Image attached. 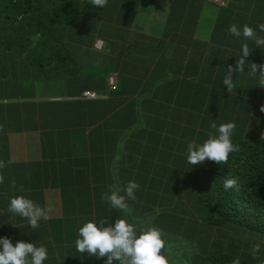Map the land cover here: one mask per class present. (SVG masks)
<instances>
[{
	"label": "crops",
	"instance_id": "crops-1",
	"mask_svg": "<svg viewBox=\"0 0 264 264\" xmlns=\"http://www.w3.org/2000/svg\"><path fill=\"white\" fill-rule=\"evenodd\" d=\"M223 2L220 7L208 0H129V23L119 19L99 26L100 36L91 41L93 52L118 59L104 89L86 91L96 92V99L83 98L85 91L66 95L56 85L51 90L38 85L31 97L0 99V161L5 165L0 168L1 236L46 246L45 264H104L77 252L78 228L100 219H125L137 233L154 227L163 198L150 195L153 182L169 183L170 158L178 160L189 141L199 143L215 134L213 121L235 123L231 139H264V74L259 67L264 65V48L249 42L243 72L235 71L241 41L228 32L232 24H247L264 36L257 27L264 24V0ZM123 10L119 4L115 11L120 15ZM97 42L102 44L99 49ZM252 64L257 65L256 76L250 72ZM229 68L230 91L223 84ZM112 75L124 104L108 109L112 100L107 80ZM131 103L127 111L133 113V122L123 125L116 114ZM32 114L36 121L26 122ZM159 118L165 127L155 144L150 136L157 124L163 125ZM167 130L172 132L168 135ZM134 150L139 153L133 155ZM130 180L140 187L128 209L115 210L101 200L102 193ZM16 195L47 208L48 219L32 229L25 219L10 216L9 199ZM162 238L169 264H182L184 250L174 245L175 238L164 233Z\"/></svg>",
	"mask_w": 264,
	"mask_h": 264
},
{
	"label": "trees",
	"instance_id": "trees-1",
	"mask_svg": "<svg viewBox=\"0 0 264 264\" xmlns=\"http://www.w3.org/2000/svg\"><path fill=\"white\" fill-rule=\"evenodd\" d=\"M119 4L124 9L120 15L115 11ZM131 10L129 0H108L103 9L93 7L91 0H0V99L34 96L38 85L43 90L56 85L69 96L104 89L118 59L93 52L91 41L112 20L128 24ZM108 92V109L124 104L118 86ZM130 105L116 114L123 125L133 122ZM156 112L161 115L157 107ZM36 118L32 114L25 121ZM161 123H155L150 136L155 144L161 141ZM232 141L238 151L226 163L191 166L184 151L178 160L170 158L173 173L164 190L161 182H153L150 195L163 198L154 228L175 238L174 245L184 250L182 264H264V139L247 135ZM226 179L237 183L225 190Z\"/></svg>",
	"mask_w": 264,
	"mask_h": 264
},
{
	"label": "clouds",
	"instance_id": "clouds-1",
	"mask_svg": "<svg viewBox=\"0 0 264 264\" xmlns=\"http://www.w3.org/2000/svg\"><path fill=\"white\" fill-rule=\"evenodd\" d=\"M108 0H91V5L95 8L103 9L107 6ZM259 32L264 33V24L257 26ZM229 34L241 41V58L237 61L235 71L243 72L245 58L249 56V42L255 48H264V36L258 35L247 24H232L228 29ZM261 74H264V65L259 66ZM223 80L224 86L230 91L233 87L231 72ZM251 74L256 76L257 65H251ZM264 112V107L261 108ZM215 130V134H209L202 143L195 140L189 141L186 145V163L191 166L203 164L205 161L215 162L217 165L226 163L231 153L238 151V146L232 141L235 130V123H223L217 125L213 121L210 125ZM4 162L0 161V168ZM3 177L0 176V184ZM237 181L226 179L225 190L233 188ZM16 188L15 181L11 185ZM140 185L135 180H130L125 186L118 187L110 193H102L101 200L107 202L112 209L126 210L129 208L128 201L136 199V192ZM23 192V186L19 187ZM7 212L10 216H18L25 219L30 228L36 229L42 220L48 219V209L37 204L25 195L10 197ZM163 233L157 228H148L137 233L133 224L125 219H116L110 222L107 219L98 221H88L83 223L77 230L75 241L76 250L87 257L103 259L104 264H169V257L162 253L165 249ZM259 250L258 246L253 248V253ZM48 259V249L44 245L37 246L31 241L16 239L12 236H0V264H45ZM85 259H82L83 262ZM239 264V261H234Z\"/></svg>",
	"mask_w": 264,
	"mask_h": 264
},
{
	"label": "built area",
	"instance_id": "built-area-1",
	"mask_svg": "<svg viewBox=\"0 0 264 264\" xmlns=\"http://www.w3.org/2000/svg\"><path fill=\"white\" fill-rule=\"evenodd\" d=\"M210 3L215 4L217 6L223 7L224 6V2L223 0H208ZM101 42H97L96 43V48L99 49L101 47ZM262 83L264 84V75L262 76ZM117 87V80L115 75H112L108 78L107 80V90L111 91L113 89H115ZM83 98L86 99H96L97 98V94L94 92H85L82 94Z\"/></svg>",
	"mask_w": 264,
	"mask_h": 264
}]
</instances>
